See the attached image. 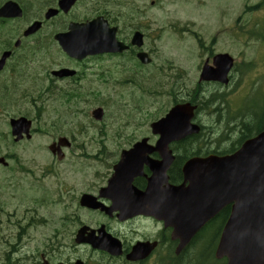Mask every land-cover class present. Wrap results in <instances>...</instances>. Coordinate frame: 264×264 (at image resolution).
Returning a JSON list of instances; mask_svg holds the SVG:
<instances>
[{
	"label": "flooded vegetation",
	"instance_id": "af4514ba",
	"mask_svg": "<svg viewBox=\"0 0 264 264\" xmlns=\"http://www.w3.org/2000/svg\"><path fill=\"white\" fill-rule=\"evenodd\" d=\"M187 1L190 3L193 1L198 7L205 5V0H0V8L8 5L9 9L6 8L8 15H11V12L15 13L17 7L21 11L20 15L0 17V59L3 53H8L0 68V109L4 112V108L11 105L8 103L10 95H22L26 98L42 96L46 101L52 99L51 102L53 96H64L66 101H69L76 97L103 94L105 90L116 91L126 86V82L152 78L156 74H160L159 77L166 76L168 79H180L184 71L176 66L175 70L178 73L174 72L173 64L165 68L158 65L160 60L155 56L153 49L161 48L160 37L169 39L173 36L179 43H183L178 49L179 55L184 59L186 57L194 59L188 56L191 50L186 46L188 39L193 40L192 37H195L196 33H190L189 20L181 23L179 19L174 18L178 11H185L180 7L189 4ZM137 36H140L141 44L133 42ZM106 38L112 47H121V50L108 52L92 50L81 56L70 55L64 50V47L72 45L82 46L81 48L103 46ZM101 42L100 45L90 46ZM157 43L159 46L149 48V44ZM140 52L147 54L148 63L144 64L139 60L137 54ZM213 55L214 52L207 54L202 64L205 61L210 62ZM172 59L179 60V57L174 56ZM202 64L198 66L199 72ZM114 71L116 74H113ZM128 72H130L128 80H121L123 82L119 80V88L114 89L113 76L125 75ZM182 94L183 90L179 96L184 100ZM186 96L192 97L189 94ZM2 101L7 104H2ZM19 116L8 115L7 120ZM31 131L35 133L40 129L35 128ZM31 138H22L12 144L18 145ZM120 138L123 141L116 147L115 153L108 152L112 154L113 159L109 165V174L102 184L94 181L80 187L69 184L63 185V191L59 190L61 196L58 194L59 198L51 203L57 206L65 203L64 207L61 206V215L59 213L52 219L47 217L46 219L45 216L43 218L24 216L26 221L23 223V218L18 217L16 206L8 210V203L4 208L0 205V264H23L22 261L27 264L43 262L74 264L78 260L82 264H145L152 256L153 258L157 256V252L153 251L145 259L126 260V254L137 241H155L159 250L164 244L169 243L175 257H180L187 251L193 240L179 254H175L178 241L170 240L171 230L164 227L162 221L140 213H120L117 208H113V203L117 202L113 199V194L107 196L100 194L112 176L122 151L132 148L136 142L144 138L151 145L158 140L157 136L146 134L124 135ZM56 139L53 138L51 142ZM172 144H170L172 161L166 173L168 182L177 185L183 182V164L190 157H204L210 152L206 154L203 151L175 152L174 148H192L187 138L176 143L177 145ZM148 157L160 160L155 151L148 154ZM0 158L3 159L0 161V172L3 173V177H0V203H3L4 190L9 192L10 197L16 198L14 192L18 184L19 168L25 175H29L30 171L19 162L17 152H5L0 154ZM150 174L148 165L144 163L141 174L135 176L131 184L137 190L143 191ZM65 193H68L67 196ZM84 194L89 195L90 201L94 202V205L98 203V206L82 205L84 202L81 198ZM66 199L69 201H64ZM68 203L73 204L70 211L66 210ZM110 207L111 210L105 209ZM229 212V205L222 207L206 222L200 232L212 222H225ZM3 218L5 225L2 224ZM139 222L155 224L159 227L158 231L150 235V231H143ZM29 229L46 230V234L41 237L40 243L30 254L22 251L26 239H30ZM106 234L121 244L122 253L117 257H113L104 249L92 247L88 242L100 237L106 239ZM77 239H81L82 242H76ZM20 252L23 255L21 259ZM81 252L88 254L83 257Z\"/></svg>",
	"mask_w": 264,
	"mask_h": 264
},
{
	"label": "rangeland",
	"instance_id": "374dc122",
	"mask_svg": "<svg viewBox=\"0 0 264 264\" xmlns=\"http://www.w3.org/2000/svg\"><path fill=\"white\" fill-rule=\"evenodd\" d=\"M187 3L189 4L179 6L185 11H178V15L174 18L179 19L181 23L189 20L190 33H196L193 40L188 39L190 46H186L191 48L188 56L195 59L173 61L171 57L162 52V50H167L168 45L180 44L179 40L173 36L171 41L167 37H160L161 48L153 49L155 56L160 60L158 65L165 68L173 64L174 72L178 73L175 70L176 66L184 71L178 81L174 82L173 79H168L166 76L159 77L160 74H156L152 78L133 80L144 87H156L154 92L152 89L148 92L132 82H126V86L134 87V93L128 94L127 87L124 86L116 91L105 90L103 94L76 97L69 101H66L64 96H53L52 102V99L46 101L42 96L26 98L22 95H10L8 97V103L11 105H7L4 112L0 109V154L17 152L19 162L29 169L30 174L25 175L19 168L18 184L14 192L16 198L10 197L9 192L4 190L1 207H6L8 203V210H11L16 206L18 217L23 218V223L26 221L24 216L31 215L39 218L45 216V218L52 219L59 213L61 215V206L64 207L65 203L57 206L51 202L59 198L58 194L61 196L59 190H64L63 185L72 184L80 187L91 181L102 184L109 174V165L113 159L111 153H115L116 147L123 141L120 137L143 134L152 136L149 123L171 106L177 90H180L179 84L186 87L184 97L188 94L197 96L201 89L204 92L205 101L213 94H225L230 102L231 107L227 111L224 110V103L219 102L221 117L216 108H212L218 102L204 103L197 112L196 120L203 125L199 144L201 141L208 143L202 150L222 152L238 138L240 118L237 114L242 109L251 108L248 100L255 99L258 93L259 96L260 93L264 94V41L246 35L248 32L242 27V25H247V29L257 30L258 26L261 29L264 23V11H258L256 14L255 11L248 12L244 9L246 6L256 4L260 9L264 0H205V5L201 7L193 1L191 3L187 1ZM258 15H262V18L258 19ZM155 46H159L158 43L149 44L150 49ZM175 52L178 53V51ZM211 52H226L232 56L236 62L234 73L227 85L210 83L202 84L199 88L198 66ZM250 62L254 63L256 68L247 71L244 63ZM113 74H116L115 71ZM129 76L130 72L121 76H113L114 89L119 88V80H128ZM186 90H190V93ZM138 98L143 102L140 111L134 106ZM2 104L7 103L2 101ZM101 104L104 106V114L102 122H97L92 118L91 110ZM237 108L240 112L236 111ZM12 114L31 118L34 129L38 128L40 131L33 133L29 141L18 145L12 144L7 120L8 115ZM60 135L68 137L71 147L66 150L67 153L64 151L66 154L62 160H57L48 152L47 146L53 138L56 139ZM222 135L225 137L222 138ZM109 151L111 153L108 154ZM0 177H3L2 172H0ZM65 194L67 196L68 193ZM64 201H69V199ZM66 205H68L66 210L70 211L73 204ZM2 224L5 225L4 218ZM138 224L144 232L150 231V235H154L159 228L149 222ZM28 233L30 239H26L22 251L30 254L40 243L46 230L29 229ZM212 233L209 229L202 233L204 244L198 255H195L197 248L195 245L188 249L182 257L176 259L170 249L171 245L166 243L158 250V255L154 258L152 256L145 264H157L160 260L166 261V264H170L172 260H180L179 263L185 264L193 258L194 263L203 264L206 258H210V248L215 242L213 230ZM200 240L201 238L197 242ZM80 254L85 257L88 253L81 252ZM21 256L23 255L20 252L19 258ZM22 262L27 264L25 261Z\"/></svg>",
	"mask_w": 264,
	"mask_h": 264
},
{
	"label": "water",
	"instance_id": "95a60500",
	"mask_svg": "<svg viewBox=\"0 0 264 264\" xmlns=\"http://www.w3.org/2000/svg\"><path fill=\"white\" fill-rule=\"evenodd\" d=\"M6 7L0 9V16L20 15V10L15 13L10 11L11 15H8ZM133 42L141 44L140 36L135 37ZM100 44L102 42L92 46ZM81 47L74 45L64 49L73 56H81L92 50H121L120 47H112L107 38L103 46ZM144 55L138 54L142 62H147L148 60L143 58ZM232 61L227 53L217 54L213 58V66L205 65L202 68L200 80L227 83ZM194 109L195 106L188 103L175 105L165 117L151 123L152 133L160 136L156 145L149 146L146 139H143L131 149L123 151L114 166V174L108 180V186L102 189L100 194H113V199L117 201L113 203V208H117L120 213H142L162 220L165 227H172L171 238L179 241L176 253L180 252L220 208L231 204L229 216L215 249V258L224 257L225 264H264V130L245 140L230 155L189 159L182 168L183 183L173 186L168 183L166 174L172 161L168 144L199 131V127L191 123ZM92 115L95 119H100L102 109H95ZM30 125L31 122L24 117L11 119V134L15 136L14 140L22 138V134L29 138ZM68 145V141L61 137L57 143H52L49 149L61 159L63 155L60 147ZM153 151L158 153L160 160L148 157ZM144 163L148 165L151 174L145 189L139 191L131 183L135 176L141 174ZM90 199L89 195H83L81 201L84 203L81 204L98 206ZM80 241L82 240H76ZM89 242L93 247L105 249L111 254H120V245L116 240L100 237ZM155 245L154 242H138L126 257L130 260L144 258Z\"/></svg>",
	"mask_w": 264,
	"mask_h": 264
},
{
	"label": "trees",
	"instance_id": "16d2710c",
	"mask_svg": "<svg viewBox=\"0 0 264 264\" xmlns=\"http://www.w3.org/2000/svg\"><path fill=\"white\" fill-rule=\"evenodd\" d=\"M263 27L264 26H262L261 29H259L256 32L253 29L246 30L248 32L246 35L250 36L251 38L264 40V32H262ZM248 70H251V69L248 68ZM224 95L225 94H213L209 98L207 97L206 101L204 100L201 102L202 106L204 103L218 102L214 108H216V111L219 112V116H220L221 115V113H220L221 106L219 105V102L224 103V110H226V111L228 110L229 107H231V105H229L230 104L229 100L226 99L227 96L226 95L224 96ZM245 101H246V99H245ZM248 101H249L248 104L251 105V108L242 109L241 112L238 111V110H240L239 108L236 109V111L240 112L239 114H237V117L240 118L238 138H236L229 145V147L227 149L223 150L222 151L223 153L233 152L235 149H237V147L244 140H246L247 138L257 134L258 132H260L264 128V94L260 93V96H259V93H258L257 96L255 97V99L248 100ZM228 119H230V117ZM221 137L224 138L225 135H222ZM176 151H178V148L176 149ZM180 151H184V152H193L194 151V153H199L201 151V148L200 147L181 148ZM218 227H219V224L214 223L212 229L208 228L211 233H212V230H213V232L215 231V235L213 236L214 241L216 240V237H217ZM199 237L201 238V240H200V242H198V245L203 244V241H204L202 236H199ZM212 244L214 245V243H212ZM213 245L210 248V252H211L210 258L209 257L206 258L203 264H215V263L224 264V260L217 261L213 258V255H212ZM195 255H196V253H195ZM203 257L205 258L206 256H203ZM194 260L195 259L193 258L185 264H198V263H194ZM161 264H166V261L163 260V262ZM170 264H172V263H170ZM176 264H181V263L178 262Z\"/></svg>",
	"mask_w": 264,
	"mask_h": 264
}]
</instances>
